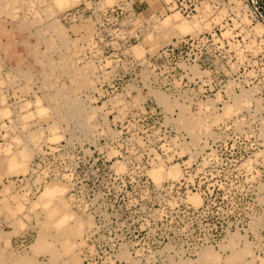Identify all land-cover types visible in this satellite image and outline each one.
Returning <instances> with one entry per match:
<instances>
[{
	"label": "rangeland",
	"instance_id": "obj_1",
	"mask_svg": "<svg viewBox=\"0 0 264 264\" xmlns=\"http://www.w3.org/2000/svg\"><path fill=\"white\" fill-rule=\"evenodd\" d=\"M60 1L0 0V264H264V0Z\"/></svg>",
	"mask_w": 264,
	"mask_h": 264
},
{
	"label": "bare ground",
	"instance_id": "obj_2",
	"mask_svg": "<svg viewBox=\"0 0 264 264\" xmlns=\"http://www.w3.org/2000/svg\"><path fill=\"white\" fill-rule=\"evenodd\" d=\"M60 4L59 5H61V4H63V3H66L65 2V0H61L60 2H59ZM177 15V17L176 16H174V18L173 19H177V20H179L180 21V24H179V28H180V30L182 31V32H189V31H191L190 29H191V26L190 25H188V24H186V23H184V22H181V20L179 19V17H178V14H176ZM180 16V15H179ZM183 20V19H182ZM176 25V24H175ZM178 25V24H177ZM160 95V94H159ZM163 96V95H162ZM167 98V97H166ZM159 99V98H158ZM157 99V100H158ZM161 99V101L163 102L162 103V105L165 103V104H168L167 102H169L167 99V102H166V100H165V97H161L160 98ZM169 104H172V102L170 103L169 102ZM169 106H171V105H169ZM167 107V106H166ZM166 107H163V108H166ZM41 108V107H40ZM168 108V107H167ZM166 108V109H167ZM165 109V110H166ZM38 110H39V108H38ZM42 110H43V108L42 109H40L39 110V112H41L42 113ZM184 124V123H183ZM201 124H203V123H201ZM185 127H186V125H185ZM201 127V126H200ZM204 127V126H203ZM190 128V127H189ZM191 129V128H190ZM195 129V128H194ZM204 129V128H203ZM206 129V128H205ZM188 130V129H187ZM191 133L193 132V131H190ZM206 132V131H205ZM195 132H193L192 134H194ZM195 134H199V133H195ZM194 134V137L196 136ZM205 134V133H204ZM210 135V134H209ZM207 136V135H206ZM193 138V137H192ZM195 139H196V137H195ZM153 173H152V175L154 176V178H155V180H157V181H159L161 178H162V172L159 170V169H154L153 171H152ZM171 173V172H170ZM176 173V172H175ZM170 175H172V174H170ZM177 175V174H176ZM173 176V175H172ZM166 177V176H165ZM168 177H169V174H168ZM174 178H175V176H174ZM47 193L48 194H55V193H60V189H58L57 187H54V189L53 190H51V189H48L47 190ZM46 194V193H45ZM195 203H197L198 202V200L196 199V198H194V200H193ZM66 221H67V218L65 217H61V219H60V223H57L56 224V226H60V225H62L63 223H66ZM47 225V224H46ZM55 225V224H54ZM46 227V226H45ZM54 229H55V226H54ZM55 233H57L56 231H55ZM66 249L67 250H71V245H69V244H67L66 246Z\"/></svg>",
	"mask_w": 264,
	"mask_h": 264
}]
</instances>
